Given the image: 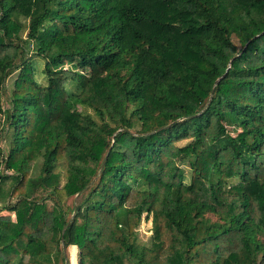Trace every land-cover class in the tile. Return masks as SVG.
Returning a JSON list of instances; mask_svg holds the SVG:
<instances>
[{
  "label": "trees",
  "instance_id": "obj_1",
  "mask_svg": "<svg viewBox=\"0 0 264 264\" xmlns=\"http://www.w3.org/2000/svg\"><path fill=\"white\" fill-rule=\"evenodd\" d=\"M0 113V264H264V0H0Z\"/></svg>",
  "mask_w": 264,
  "mask_h": 264
},
{
  "label": "rangeland",
  "instance_id": "obj_2",
  "mask_svg": "<svg viewBox=\"0 0 264 264\" xmlns=\"http://www.w3.org/2000/svg\"><path fill=\"white\" fill-rule=\"evenodd\" d=\"M35 66H36V70H37V74H36V78L37 80L43 84L44 83V79L40 73L42 66H43V61L40 60L39 58H34L33 59ZM73 69V66L70 64H64V69ZM75 69V68H74ZM78 70V69H76ZM16 77V73L12 74L9 78H7L6 80V91L9 92L11 90L13 81ZM3 107H7V101L6 99L3 100ZM89 112V111H88ZM91 113V112H89ZM95 118V117H94ZM97 119V118H96ZM2 122V115L0 113V145L4 148L5 146V142L4 140L1 138L2 137V132H1V123ZM182 170H183V174H184V183H189L190 180V169L189 166L186 162H182L180 164ZM56 171L61 172V177H64V166L63 165H59L58 168L56 169ZM236 180H232V182H235ZM7 187V186H6ZM1 208V205H0ZM3 216H8L11 219L14 218V215L6 210L1 211L0 213ZM150 236H151V221L150 219L146 220L143 219L140 226L137 229V242H136V248L139 251L140 247L142 245H148L149 244V240H150ZM65 254L67 256L68 259V264H77V254H78V250L76 248H67L65 251Z\"/></svg>",
  "mask_w": 264,
  "mask_h": 264
}]
</instances>
